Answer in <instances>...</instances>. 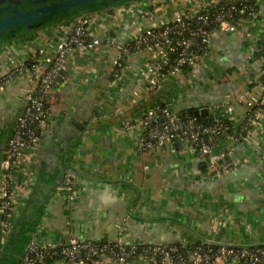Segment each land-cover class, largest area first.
Returning a JSON list of instances; mask_svg holds the SVG:
<instances>
[{
	"label": "crops",
	"instance_id": "0c3cea01",
	"mask_svg": "<svg viewBox=\"0 0 264 264\" xmlns=\"http://www.w3.org/2000/svg\"><path fill=\"white\" fill-rule=\"evenodd\" d=\"M259 6L264 19V0ZM137 13L125 18V6H120L91 15V35L99 43L69 59L68 80L50 99V106L59 111L53 118L52 134L23 167L19 218L27 206L22 215L27 221L20 223L19 234L26 236L25 249L13 255L11 264L21 261L32 240L26 232L37 219L35 235L46 242L75 237L104 243L122 239L139 245L213 241L235 247L264 245L263 163L246 162L212 178L205 160L190 155L181 143L163 154L145 152L139 132L132 137L122 134V123L138 122L151 97L143 95L138 103L132 102L133 92L142 84L130 75L127 79L125 74L115 75L121 69L115 64L116 47L108 38L123 46L134 30L147 27L150 18ZM154 18L160 19V14ZM68 26L40 30L0 49V77L35 52L48 55L58 44L59 31ZM145 56H133L131 71L144 68ZM207 63L209 71L198 80L163 86L160 99L176 113L208 108L209 118L214 113L229 118L228 107L241 121L245 110L240 103L259 91L255 83L259 66L249 64L246 46L236 34L216 35ZM28 88L23 80L9 84L0 94V148L7 146L13 134ZM245 145L225 141L216 144L215 150L241 159L249 151ZM249 145L252 151L264 148L251 141ZM63 171H72L78 178L72 203L53 194ZM20 241L14 237L5 247L14 251Z\"/></svg>",
	"mask_w": 264,
	"mask_h": 264
},
{
	"label": "built area",
	"instance_id": "2783aa9c",
	"mask_svg": "<svg viewBox=\"0 0 264 264\" xmlns=\"http://www.w3.org/2000/svg\"><path fill=\"white\" fill-rule=\"evenodd\" d=\"M260 0H147L137 7L125 6V18L139 14L150 18L147 27L134 30L130 41L118 46L113 38L108 42L116 47L115 75H129L141 87L133 92V101L138 103L143 95L153 98L166 84L178 85L186 79L198 80L209 71L208 60L215 37L218 34H236L245 44L249 62L257 52V44L264 40V19L259 6ZM149 9H152L151 12ZM136 10V11H135ZM160 14V19L155 15ZM93 15V14H92ZM91 15L80 16L69 24L65 35L48 55L42 51L21 60L0 80V94L13 83L26 80L29 88L25 92V106L16 118L13 134L4 151L0 164V235L2 245L12 233L22 211L20 191L23 167L29 156L36 154L39 147L52 134L53 118L59 111L49 105L50 99L67 82V63L77 51L86 46L83 39L91 35ZM94 48L99 42L93 37ZM145 53L144 68L131 71L134 55ZM33 58L35 64L27 65ZM15 64L14 58H9ZM259 72L255 83L259 91L248 95L240 104L245 114L241 121L226 108L228 125L216 120L212 125L197 123L195 117L182 119L176 112L163 108L156 102L146 106L142 118L137 122L122 123V134L133 136L138 133L141 148L145 152L164 153L178 142L189 149L190 155L205 160L208 176L217 178L237 170L244 163L264 164V59L254 63ZM189 70L186 77L185 70ZM208 109V108H207ZM210 111V109H208ZM211 112V111H210ZM217 119L218 115L213 114ZM224 117V115H223ZM234 133L228 137L230 145L248 144L251 153L236 158L229 153L217 152V137ZM245 130L246 134L243 135ZM250 141L262 148H250ZM34 156V155H33ZM77 176L65 171L55 188V194L68 203L74 202ZM73 188V189H72ZM250 230V227L248 228ZM210 243V242H207ZM186 244H127L122 239L104 243L94 239L80 240L71 237L66 241H43L35 234L26 248L19 264H264V248L218 246L217 250L192 251Z\"/></svg>",
	"mask_w": 264,
	"mask_h": 264
},
{
	"label": "water",
	"instance_id": "95a60500",
	"mask_svg": "<svg viewBox=\"0 0 264 264\" xmlns=\"http://www.w3.org/2000/svg\"><path fill=\"white\" fill-rule=\"evenodd\" d=\"M57 0H30L29 2L32 4H38L39 8L35 9V5H29L30 8L33 10L28 11L27 8L28 2H23L21 0H0V34L7 31V34L5 38H3L0 41V49L7 47L8 45L15 43L17 41L22 40L23 38H26L27 36H30L34 31H40L42 29L50 28L51 26H54L57 23H61L62 21H66L73 9H77L78 15L76 18L80 16L87 15L86 11L80 10L81 7L86 5H92L93 3L99 1V0H61L56 3H53ZM116 0H111V2H115ZM145 1V0H143ZM147 1V0H146ZM135 3L142 2L141 0H134ZM44 4H47V6H43ZM19 9H26L24 13H19ZM10 13V16H5ZM18 13V14H17ZM5 16V17H4ZM45 19V20H43ZM36 22L35 24H33ZM8 31H11L8 33ZM10 34V35H9ZM194 115L196 117H208L209 116V110L207 108H202L200 110H195ZM14 131V130H13ZM10 140V139H9ZM8 140V142H9ZM8 145V144H7ZM7 148L6 144L0 148V164L4 157V151ZM64 173V171H63ZM62 173V175H63ZM61 175V176H62ZM60 176V178H61ZM56 187V186H55ZM54 187V188H55ZM53 190V189H52ZM52 193V192H51ZM55 193V189L53 194ZM51 198V195L48 194L47 198ZM46 198V199H47ZM46 204V201H45ZM27 206L24 207L23 213L21 214V217L17 221L16 225L14 226L11 235L6 240V243L8 244L13 238L15 237V240H18L19 232H20V223L26 222L24 216H22L25 212V209ZM41 215V212H40ZM38 218V217H37ZM35 224L31 230L28 229L27 235L30 240L33 238L35 234V229L38 226V219L35 220ZM10 240V241H9ZM1 242V235H0V259L2 256H10L14 255L13 250L7 249ZM210 244H214L217 246H229V247H235L233 245H229L225 242H217L213 241L210 242ZM25 246H22V251ZM21 251V252H22ZM0 264H3L0 261Z\"/></svg>",
	"mask_w": 264,
	"mask_h": 264
},
{
	"label": "trees",
	"instance_id": "16d2710c",
	"mask_svg": "<svg viewBox=\"0 0 264 264\" xmlns=\"http://www.w3.org/2000/svg\"><path fill=\"white\" fill-rule=\"evenodd\" d=\"M30 0H25V2H28V6L30 5H35V7H39L38 4H32L29 2ZM57 1H61V0H57ZM143 2V0H141ZM146 1V0H145ZM253 1H256V0H253ZM134 0H116L115 2H111V0H99L95 3H93L92 5H86V6H83L81 7L80 10H83V11H86L87 12V15H92L96 12H102V11H107V12H112L114 9L120 7V6H127V5H131V4H134ZM30 6L27 8V10L29 9L30 10ZM26 10V9H25ZM78 10L77 9H73L72 12L70 14H68L69 18L66 20V21H62L61 23H57L55 24L54 26H60L61 24H70L72 23L75 19H76V16L78 15ZM87 15H84V16H87ZM45 20V19H43ZM53 27V26H51ZM43 30V29H42ZM38 32V31H36ZM35 31L30 35L32 36L34 33H36ZM10 35V34H9ZM59 35L60 36H64L65 33L63 30H60L59 31ZM5 38V36H0V41ZM93 37H91L90 35L86 36L84 39H83V44L86 46V47H91L93 45ZM261 59H264V40H260L257 44V52L253 55V58L252 60L249 62V63H254V62H257ZM35 64V62L33 61V58L29 59L28 62H27V65L28 67L31 69L33 67V65ZM119 69V68H118ZM263 70H264V67H263ZM189 70H185V74H186V77H188L189 75ZM2 81V78L0 79ZM262 80L264 81V78H262ZM157 103L158 105H160L161 107L163 108H167L169 109L170 111H173V109H171L169 107V104L168 103H165L163 102L158 93L156 96H153V98H151L149 101H148V104L147 105H150V104H153V103ZM49 105H50V102H49ZM174 112V111H173ZM194 112L195 110H188V111H184V112H181V113H177L182 119H186L188 117H195L197 119V123L198 124H201V125H204V126H209V125H212L216 120H218L219 122H222L224 125H228V121L223 117V116H220L218 115L217 119L214 117V115H212L210 118L209 117H196L194 115ZM234 133L233 130H229L227 131V134H220L218 137H217V141L216 143H222V142H225V141H228V137L229 135H232ZM246 132L245 130L243 131V135H245ZM73 189V188H72ZM29 230H31V227H28ZM20 237H18V241L21 239L20 242H18V245L14 248V254L16 253H20L22 251V246H24L25 244V238L26 236H23L22 233L19 234ZM179 243H176L175 245H177ZM198 246H201L203 249H213L214 251L218 249V246L217 245H214V244H209V243H203V242H197V243H189L187 244V246L185 247L187 251H192L194 250L196 247ZM249 247H252V246H249ZM259 247H262L264 248V245H260ZM15 256L13 255H10L8 257L6 256H2V258L0 259V261L3 263V264H11V261L10 259L14 258ZM19 261V260H18ZM18 262H16L15 264H17ZM20 263V262H19Z\"/></svg>",
	"mask_w": 264,
	"mask_h": 264
},
{
	"label": "flooded vegetation",
	"instance_id": "af4514ba",
	"mask_svg": "<svg viewBox=\"0 0 264 264\" xmlns=\"http://www.w3.org/2000/svg\"><path fill=\"white\" fill-rule=\"evenodd\" d=\"M13 1H16V0H13ZM21 1H25V0H21ZM56 2H58V1H55V2H53V3H56ZM43 6H47V4H44ZM39 7H35V9L34 10H36V9H38ZM31 10H33L32 8H30V10L28 9V11H31ZM25 12V10L24 9H19V13H24ZM18 14V13H17ZM5 16H10V13L8 14V15H5ZM4 16V17H5ZM36 22H34L33 24H35ZM9 32H11V31H8V33ZM6 34H7V31H5V32H3L2 34H0V36H6Z\"/></svg>",
	"mask_w": 264,
	"mask_h": 264
},
{
	"label": "rangeland",
	"instance_id": "374dc122",
	"mask_svg": "<svg viewBox=\"0 0 264 264\" xmlns=\"http://www.w3.org/2000/svg\"><path fill=\"white\" fill-rule=\"evenodd\" d=\"M144 2V1H143Z\"/></svg>",
	"mask_w": 264,
	"mask_h": 264
}]
</instances>
